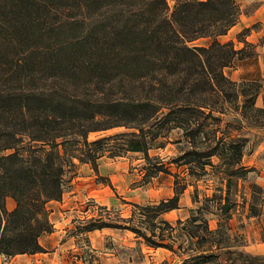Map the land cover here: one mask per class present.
I'll list each match as a JSON object with an SVG mask.
<instances>
[{
  "label": "trees",
  "instance_id": "16d2710c",
  "mask_svg": "<svg viewBox=\"0 0 264 264\" xmlns=\"http://www.w3.org/2000/svg\"><path fill=\"white\" fill-rule=\"evenodd\" d=\"M239 14L235 0H0V254L45 251L38 239L53 228L48 203L61 199L66 168L75 166L74 160L96 172L105 154L136 152L150 162L156 157L149 150L164 147L157 140L166 126L181 128L192 142L201 134L212 141L206 153L188 151L183 163L203 169L215 167L210 159L218 158L226 186L222 195L204 197L219 204L217 227L199 217L200 226L184 236L199 239L200 253L181 264H223V257L228 264H264L263 256L227 249L230 189L232 178L246 170L241 158L247 138L230 121L225 126L237 133L224 128L211 136L201 121L219 123L229 109L245 121L264 115V101L255 106L256 82H237L224 73L243 58V48L218 40ZM200 38L210 40L191 44ZM116 126L133 130L88 139L91 132ZM153 166L144 177L164 172L163 165ZM173 175L172 197L135 205L141 223L164 224V212L178 207L184 187ZM252 188L251 201L262 206V187ZM249 211V216L260 213L254 205ZM108 227L122 228L92 217L83 230ZM123 228L150 245L144 232Z\"/></svg>",
  "mask_w": 264,
  "mask_h": 264
},
{
  "label": "rangeland",
  "instance_id": "374dc122",
  "mask_svg": "<svg viewBox=\"0 0 264 264\" xmlns=\"http://www.w3.org/2000/svg\"><path fill=\"white\" fill-rule=\"evenodd\" d=\"M240 14L237 22L226 34L218 37L220 42L232 41L236 49L243 48L231 66L224 68V73L234 81H255L259 87L255 106L262 107L264 101V0H235ZM246 40L245 44L241 40ZM209 38H200L192 45L205 46ZM252 82V83H253ZM250 87L253 85H249ZM255 86V85H254ZM242 99L241 97L239 100ZM220 115V114H214ZM223 120L216 123L214 119H202L208 126L211 136L221 135L228 129L232 133L233 126L226 127L230 121L234 126H240L239 132L247 138L243 148L241 165L246 169L242 177L234 176L231 186V219L229 220L230 241L227 249L230 251H245L264 257V209L260 201H251L252 185L255 183L263 189L264 201V115H258L257 121L244 120L237 110H228L221 114ZM124 126H116L103 131L91 132L88 139L111 135L118 132L131 131ZM210 140V139H209ZM164 147L149 150L156 159L146 162L141 153L128 152L123 156L109 157L107 154L98 160L97 172L90 164L74 160L75 166L66 168L63 181V192L71 191L80 184L84 205L90 207L94 219L102 218L111 223L120 224L122 228H105L104 248L113 250L121 259V264H181L185 259L192 261L200 253L198 238L187 239L186 231L200 226V216L208 220L209 227H217L220 210L219 204L204 201L207 195H222L225 191V180H222L217 166L220 160L210 159L216 164L212 167L206 164L202 169L197 163L183 162L189 157L188 151L199 150L206 153L212 141L201 134L196 142H192L189 134L181 128L164 126ZM196 147V148H195ZM208 163L204 158L202 160ZM164 166V172L144 177L146 172H152L154 166ZM168 171V172H166ZM177 175L179 187H184L178 201V207L162 215L164 224L157 219L141 223V215L135 205H153L160 200H167L174 194V175ZM258 194H255L256 197ZM210 202V203H205ZM250 205L260 210L257 216H249ZM207 207V208H206ZM197 217L198 220H193ZM188 220V221H187ZM190 220V221H189ZM87 223V222H86ZM83 223L82 230L84 228ZM123 227H133L144 232L150 244H145L144 238L138 233ZM200 231V230H199ZM211 246L205 244L204 248ZM214 253H218L213 247ZM219 263L228 264L225 258ZM212 264V263H210Z\"/></svg>",
  "mask_w": 264,
  "mask_h": 264
},
{
  "label": "crops",
  "instance_id": "0c3cea01",
  "mask_svg": "<svg viewBox=\"0 0 264 264\" xmlns=\"http://www.w3.org/2000/svg\"><path fill=\"white\" fill-rule=\"evenodd\" d=\"M80 187L79 184L71 191H64L60 200L48 203L53 228L38 239L44 252L0 254V264H121L113 250L104 248L103 238L108 233L105 228L82 230L83 223L92 218L93 213L84 205ZM6 206L12 209L14 200L8 197ZM262 207L264 209V201Z\"/></svg>",
  "mask_w": 264,
  "mask_h": 264
}]
</instances>
